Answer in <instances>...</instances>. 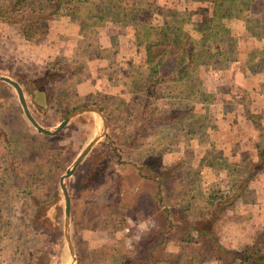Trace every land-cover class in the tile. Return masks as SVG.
I'll return each mask as SVG.
<instances>
[{
  "label": "trees",
  "instance_id": "16d2710c",
  "mask_svg": "<svg viewBox=\"0 0 264 264\" xmlns=\"http://www.w3.org/2000/svg\"><path fill=\"white\" fill-rule=\"evenodd\" d=\"M118 1L122 2L123 0ZM251 1L231 0V3L232 7L243 11L250 8ZM49 2L56 4V6H52L57 8L61 0H4L0 2V21L16 25L24 38L33 40L40 33L45 32L48 27L47 14L52 9ZM97 2L99 5L103 2L106 7L110 5L114 11L121 12L115 0H97ZM221 3L222 0H208L206 7H200L202 12H200L199 19L193 21H191L190 15L172 12L170 9L162 16V21L155 24L142 17L144 12L139 11V7L130 12L131 18L137 19L134 39L137 44L143 47L139 57L127 60L128 68L131 70L130 81L138 96L133 95L131 99L127 100L119 94L102 91L95 93L89 103L100 108L107 117L106 137L108 143L113 145L114 150L110 148L111 151L114 152L117 146L121 147V145L126 147L139 145L151 133L159 131L164 124L175 121L181 115L182 108L161 107L158 105V98L164 95L167 83L184 84L185 87L181 94L184 97L190 95L192 90L188 83L191 80L185 82L184 80L188 79L195 69V65L202 61L205 50L207 52L208 49L215 47L228 50L234 48L231 53H228L227 50L226 58L236 57L235 47H231L233 46V36L230 28L211 19V15L216 12ZM188 22L191 23V27L187 26ZM247 28L249 32L253 33V37H261L264 34V19L252 20L249 18ZM209 56L216 57L214 53ZM48 64L50 65L47 67L49 69L45 68L36 79L41 81L40 92L44 94L48 102H51L55 98L57 81L72 71H67L64 65L56 66L51 62ZM164 67L167 69L165 74ZM198 93L203 95L199 90ZM125 111H127L126 117L130 126L124 132L120 125ZM256 123L258 125L257 121ZM160 155V153L146 155L140 166L143 176L155 179L160 187L157 203L150 204L147 209V212L151 209L157 216V224L132 245L125 243L123 239L117 240L115 248L119 249V259L115 264H177V260L185 254L186 250L190 249L194 251L198 262L214 259L220 264H264V248L259 247L256 242L245 243L239 247H227L220 241L218 232L225 219L227 207L233 202L239 189L223 190L219 187L211 189L204 195L202 203L193 209L190 205L184 204V200L193 189L199 169L193 172V177L188 178L181 163L162 164ZM73 158L74 155L70 156L69 160ZM258 158L255 164L257 167H262L264 146L258 149ZM31 161L32 164L36 163V158ZM101 165L96 163L95 178L87 182L86 180L79 182L77 199L79 204L82 203L80 190L88 184L86 189L89 191V197L104 194L108 210L105 211V207L100 208L93 205L92 202H86V205L93 207L95 215L88 213L87 209L83 208L75 211L73 206L71 214L73 217L81 215V221L88 223L89 226L96 225L97 220H101L103 226L108 229L120 225L133 213L127 212L126 207L119 209L112 203L113 194L116 192L115 180L119 177L115 178L117 173L112 172L110 177L105 178L106 180L99 181V176L103 177L104 175ZM7 168L9 169L7 182L10 185L17 189L20 184H27L26 194L20 198V207L27 209L26 221L40 235L39 245L29 253L30 256L24 260L23 264H56L60 261L62 250L60 215L63 210L60 202L55 200L54 195H48L43 190L45 189L43 183L27 180L24 174L30 177L34 176V173L30 170L23 172L14 157H10L8 160ZM3 169L4 166L0 159V178L5 174ZM55 179L56 177L53 184ZM107 183L111 186L104 192L101 189ZM160 195L165 197L170 204L171 212H173L171 220L176 222V225L173 224L172 230L169 231L170 238L176 239L182 244L183 252L167 253L162 240H159L160 236L165 237L163 233L169 227L170 222L166 210H160L159 202L162 200ZM54 204L59 206L57 207L58 216L53 218L51 211L55 207ZM99 216L111 217L113 221L107 223L106 219H101ZM110 246L112 247V244ZM111 247L105 244L95 247L93 249L95 252L93 264L110 263L111 259L108 254ZM78 264H85L84 258H80Z\"/></svg>",
  "mask_w": 264,
  "mask_h": 264
},
{
  "label": "crops",
  "instance_id": "0c3cea01",
  "mask_svg": "<svg viewBox=\"0 0 264 264\" xmlns=\"http://www.w3.org/2000/svg\"><path fill=\"white\" fill-rule=\"evenodd\" d=\"M115 3L119 5L118 9L121 12L114 11L110 5L106 7L103 2L99 5L97 0H61L57 8L53 7L56 4L49 2L52 9L47 14L48 27L46 31L38 35L37 41L25 45L23 50L32 53V57L38 59L58 57L73 68L79 62L84 73L74 71L71 75L80 77L75 82V91L80 95L84 96L89 91L96 89L112 91L115 87L120 89L119 87L125 85L127 88L131 86L130 89L135 90L131 81L124 83L117 79L115 82H109L111 69L114 72L120 68L126 58L139 57L138 54H141L143 50L142 45L137 44L134 39L137 19H132L130 12L139 7L138 10L144 12L142 17L155 24L160 23L163 19L162 16L170 9L172 12L190 15L191 21H193L199 19L200 12H202L200 7H206L208 0H123L122 2L115 0ZM249 18L252 20L264 19V0H252L250 8L243 11L232 7L231 0H222L216 12L211 15V19L230 28L233 36V46L231 47H235L237 56L228 59L226 58L228 49L218 47L210 48L207 52L205 50V55L202 58L204 61L210 60L203 63L204 69L197 73L194 69L184 82L195 77L199 84L197 89L204 90L207 94L197 93L195 95L194 92H191L186 98L177 95L182 100L190 101L193 105L185 102L186 104L182 107L183 112L175 121L164 124L159 131L151 133L148 136L150 138L143 141L148 142L153 139L154 149L159 150L163 145V136L161 140L155 139L154 136L159 133L166 137V146H173V149H168L160 155L162 164L181 163L183 166L182 162L175 158L177 154L181 153V156L186 159L189 149L193 154L190 157L198 165L205 159L206 148L213 150L215 145L228 150L227 156L223 158L222 168L217 167L215 161L211 160L204 163V169L201 170L206 176L209 175L207 183L217 181L222 175L231 183L226 189L219 188L223 190L239 189L233 202L227 207L225 219L218 232L221 243L227 247H239L250 242H256L260 247L259 239L264 238V168L259 169L260 167H258L255 170L257 167L255 163L259 159L258 149L264 146V124L258 126L256 121L246 117V109L249 106L245 95L249 89L253 94H257L255 101H261L255 111L260 112L262 106L260 104L262 100L264 101V71L252 70L249 62L255 59L251 55L252 51L263 50L264 34L261 37H253V33L249 32L247 28ZM186 24L191 27L190 22ZM16 30V36H23L17 27ZM231 51H234V48L229 49L228 53ZM262 52L264 53V51ZM212 53L215 54L216 59L209 56ZM245 53H247L246 57L240 56ZM215 60H220V62ZM76 70L81 69L76 68ZM163 71L165 74L167 69L165 68ZM176 82L182 83L183 81ZM112 93L116 94V92ZM118 94L127 100L130 99L120 91ZM168 94L170 93L164 92V95L158 98V105L181 108L178 101L176 103L169 101ZM38 95L43 97V93L40 91ZM183 114H186V118H188L187 125L185 128L180 127L179 129L178 123ZM209 116L211 118L208 120ZM260 119L263 120V117L261 116ZM142 143L139 145L141 146ZM145 156L146 154L141 158L142 162ZM209 158H213V153L209 154ZM236 162L241 165L246 164L247 172L244 174L242 172L233 173L229 170ZM138 170L141 171L139 165ZM183 171L188 178L191 177L185 170ZM139 176H143V174L140 172ZM241 179L243 182L247 179V184L242 185ZM140 181L143 179L140 178ZM150 186H152L150 196L153 200L156 184L152 182H142L140 187H136L139 189L138 194L140 190ZM194 187L195 183H193L192 191H194ZM203 189H205L203 192H199L202 198L211 190L206 187ZM190 193L187 198L191 196ZM202 198L198 206L202 203ZM159 203L161 204L160 210H166L170 221L169 227L163 233L165 237L160 236L159 240H162L167 253L183 252L182 244L178 240L170 238L169 231L172 230L173 224L176 225V222L171 220L173 212H171L170 204L163 199ZM131 207L135 208L134 215L131 214L120 225L110 228L113 232L112 242L116 239H123L125 243L132 245L138 238L156 226L157 216L151 209L147 212L146 208L141 209L137 202L136 204L134 202L133 205L127 206V212ZM89 228L96 231L94 226ZM115 250L117 251L115 261H118L119 249ZM184 262L186 264H220L214 259L198 262L192 249L186 250L185 254L177 260V264Z\"/></svg>",
  "mask_w": 264,
  "mask_h": 264
},
{
  "label": "rangeland",
  "instance_id": "374dc122",
  "mask_svg": "<svg viewBox=\"0 0 264 264\" xmlns=\"http://www.w3.org/2000/svg\"><path fill=\"white\" fill-rule=\"evenodd\" d=\"M3 1L4 0H0V2ZM16 27V25L0 21V73L12 77L21 84L28 107L35 119L45 128L53 129L69 111L75 108L92 105L89 104L90 100L95 93L102 92V90L96 89L94 91H89L84 96L75 91V82L78 81L80 77L73 76L71 73L73 74L74 71L83 72V68L80 63L77 62L76 67L73 68L70 64L62 62L58 57L44 59L32 57L33 54L25 52L23 47L33 41H37L38 38L28 40L24 38V36H16ZM251 55L255 58L249 62L252 70L261 72L264 71V53L262 50L259 52H253ZM240 56L246 57L247 53ZM214 58L216 59V57ZM127 60L128 59L126 58V61L122 62L120 68L114 70V72L112 69L110 70V83L115 82L117 79H120L119 82L122 80L124 83H129L131 70L128 68ZM209 60L210 59H207V61ZM207 61L202 59L201 62H198L195 65L194 71L197 73L199 70L204 69V64L205 62L207 63ZM215 61L220 62V60ZM50 62L52 65L55 63L56 66L64 65L66 66L67 71L72 72H69L70 74L65 75L57 81L55 98L53 101L48 102L44 97V94L43 97L38 95L40 91L39 89L41 88V81L37 80L36 77L40 75L45 68L50 66L48 64ZM76 68H80L81 70H76ZM188 86L191 87L192 92H196L194 93L195 95L198 93V90L207 94L206 91L197 89L199 84L195 77L191 78ZM184 87V84L175 85L174 83H167L165 85V92L170 93L168 94L169 101L171 103H176L178 101L181 108L184 104H186L185 102L189 105H193L190 101H187L186 99L182 100V98L177 96L182 95L181 92ZM119 88L120 89L115 87L112 91L104 90L103 92H116V94H118L120 91L125 96H129L130 99L133 95L138 96L137 92L133 90V88L130 89L131 86H128L127 88L125 85L124 87ZM245 95L249 106L248 109H246V117L251 120H256L258 122V126L263 125L264 101L262 100V103L260 104V106L262 105L260 108L261 111L256 112L255 109H257L256 107L259 105L261 100L255 101L257 94H253L250 89ZM126 114L127 111L124 112L120 125L121 130L124 132L129 129L130 126L129 122H127L128 118L126 117ZM210 116L208 120L211 118ZM261 116L263 117V120L260 119ZM187 120L188 118H186V114H183L180 122L178 123L179 129L180 127H186ZM101 128V116L95 111H87L74 115L57 134H45L39 131L25 116L15 87L7 81L0 80V153H2V155H0V159L4 166L3 170L5 171V174H3L0 178V264H23L24 260L30 256L29 253L33 252L40 243L39 232L34 227L28 225L26 221L27 209H22V207H20V198L25 196L24 194H26L27 184H20L19 188L16 189L7 182L9 176L7 162L10 157H14L16 159L23 172L30 170L34 173V176L30 177H28L27 174H24L27 180H35V182H39L41 184L43 183L45 188L43 190H45L48 195H54L55 200L60 202L59 204L63 210L60 215L62 250L60 261L56 264H68L71 258V253L69 251L68 243L65 239L63 230L65 198L59 183V177L80 153L82 148L96 133L100 131ZM107 129L108 120L106 134L101 136L93 145V147L78 164L75 171L65 178V184L70 195V239L75 254L77 255V264L80 258H84L85 264H93L92 260L95 256L93 249L102 244L107 246L109 245V247H111L110 245L112 244V249H110L108 254L112 263L96 264H115V257L117 253L115 250V243L119 240L116 239L112 242L113 232L110 229L111 227L108 228L110 229L108 231V229L103 226L101 220L96 219L97 224L92 225L96 227L95 231L89 228L90 226L88 223L81 221V215H74L73 217L71 214L72 206L75 211H79V209L83 208L87 209L88 213L95 215L93 207L91 205H86V202H92L93 205H97L100 208L105 207V211L108 210L104 194L102 196L89 197V191L86 189L88 188V184L84 187V189L80 190L82 192V203L79 204V200L77 199L79 182L83 180H86L87 182L88 180L95 178L96 175L94 168L96 163L102 164L101 166L103 168L104 175L103 177L99 176V181L106 180L105 178L110 177L112 172L115 174L117 173L115 178L116 176L119 177L115 180L116 186H114L116 187V192L113 194L112 203H114L119 209H123L125 207L127 208L128 205H133L134 202L135 204L137 202V205H139L141 209L146 208L147 210L150 204L157 203L156 199H158L160 187L155 179H151V177L139 176L140 172L138 170V165L141 166V158L144 154L147 155L153 152L163 154L165 151H168V149H173V146H166V137L157 133L154 136L155 139L161 140V137L163 136V145L159 150L154 149L155 143L153 142V139H151L148 142H143L141 146H117V149L113 152L110 149L112 148L114 150L113 145L107 141ZM144 140L147 139L145 138ZM190 151L192 150H188V156L186 159L181 156V153L177 154L175 159L182 162L183 170H185L188 176L193 177V172L199 169L194 182L195 189L190 193L191 196H189L184 202V204L190 205L193 209H196L202 198L200 193L205 190L203 187L208 189L215 187H223V189H226L229 187L231 181L224 179L222 175L221 178H219L220 180L217 179V181L207 183L209 175L206 176V174L201 171L204 169V163L211 160L215 161L217 167L222 168L223 158L227 156L228 150L215 145L213 150H207L206 148L204 151L205 159L200 161L201 164L199 165L194 162L193 158L190 157L193 155ZM210 153H213L212 159L209 158ZM73 155L74 158L69 160L70 156ZM33 158H36V163L34 164H32L33 162L31 161ZM258 167H256L255 170H257ZM262 168H264V165L259 169ZM229 170L233 171V173L242 172L244 174L247 172L248 166L246 164L241 165L239 162H236L234 166L229 168ZM202 176L206 179L202 178ZM53 177H56L54 184ZM140 178L143 179V181H140L141 183L152 182L153 184H156V188L153 191L155 193L153 200H151L150 196L152 186L144 188L142 191L140 190V193L138 194L139 189H136V187H140L141 185L139 182ZM240 182H242L243 185L247 184L248 180L245 179L243 182L241 179ZM198 185L199 187L197 188ZM110 186L111 185H108L107 183L101 190L105 192ZM161 198L166 200L165 197L161 196ZM58 206L59 205H55L54 209L52 208L51 213L53 218L58 216ZM134 209L135 208L131 207L129 212L133 213ZM127 210L128 208L126 211ZM99 217L101 219H106L107 223H112L113 221V218L111 217ZM110 239L111 242H109ZM259 243L261 244L260 247L264 248V238L261 237L259 239ZM182 264H186V262Z\"/></svg>",
  "mask_w": 264,
  "mask_h": 264
},
{
  "label": "water",
  "instance_id": "95a60500",
  "mask_svg": "<svg viewBox=\"0 0 264 264\" xmlns=\"http://www.w3.org/2000/svg\"><path fill=\"white\" fill-rule=\"evenodd\" d=\"M0 80H4L12 84L16 92L18 94V98L20 100V103L22 105V108L24 110L25 116L27 119L41 132L48 134V135H55L58 132H60L64 126L69 122V120L76 114H80L83 112L87 111H95L97 112L101 118H102V128L98 133H96L91 140L82 148L80 153L76 156V158L72 161V163L65 169V171L60 175L59 177V183L65 198V211H64V236L65 239L68 243L69 251L71 253V258L68 262V264H77V255L75 254L71 239H70V195L67 189V186L65 184V178L69 175H71L78 164L81 162V160L84 158V156L89 152V150L93 147V145L99 140V138L103 135L106 134V128H107V118L104 114V112L98 108L96 105H88V106H83L79 108H75L71 111H69L60 121L59 123L53 128V129H48L42 126L33 116L31 113L25 95L23 88L21 84L13 79L12 77L1 74L0 73Z\"/></svg>",
  "mask_w": 264,
  "mask_h": 264
}]
</instances>
